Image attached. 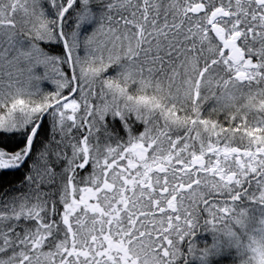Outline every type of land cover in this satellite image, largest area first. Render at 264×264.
I'll list each match as a JSON object with an SVG mask.
<instances>
[{
  "label": "snow or ice",
  "instance_id": "6c2138e0",
  "mask_svg": "<svg viewBox=\"0 0 264 264\" xmlns=\"http://www.w3.org/2000/svg\"><path fill=\"white\" fill-rule=\"evenodd\" d=\"M0 264H264V0H0Z\"/></svg>",
  "mask_w": 264,
  "mask_h": 264
}]
</instances>
